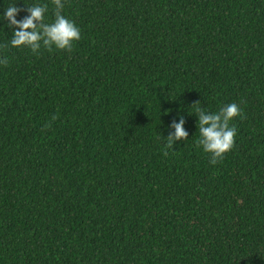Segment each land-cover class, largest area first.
Returning a JSON list of instances; mask_svg holds the SVG:
<instances>
[{"label":"trees","instance_id":"1","mask_svg":"<svg viewBox=\"0 0 264 264\" xmlns=\"http://www.w3.org/2000/svg\"><path fill=\"white\" fill-rule=\"evenodd\" d=\"M24 2L53 19L51 0ZM62 14L71 51L10 47L0 27V264H264V0ZM230 102L233 146L212 164L194 112ZM178 115L188 137L166 148Z\"/></svg>","mask_w":264,"mask_h":264},{"label":"clouds","instance_id":"2","mask_svg":"<svg viewBox=\"0 0 264 264\" xmlns=\"http://www.w3.org/2000/svg\"><path fill=\"white\" fill-rule=\"evenodd\" d=\"M0 3H5V0H0ZM23 3L26 14L19 19L17 16L21 9L17 7L14 0L0 12V27L12 29L9 46L25 47L33 53H37L41 48L71 51L74 42L80 39V30L71 19L62 14L64 0H51L54 6L51 22L45 20L47 5L35 3L29 6L24 0ZM6 62V59H0V65ZM194 114L197 117L198 146L204 153L209 154V162L215 164L233 146L235 128L230 126V121L240 116L241 110L237 103L230 102L219 107L216 112L197 107ZM184 124L183 116L178 115L167 126L171 131L163 137L166 148L188 137Z\"/></svg>","mask_w":264,"mask_h":264}]
</instances>
